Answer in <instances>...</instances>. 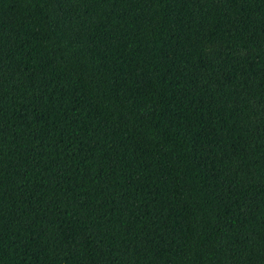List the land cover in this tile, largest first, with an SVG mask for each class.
I'll list each match as a JSON object with an SVG mask.
<instances>
[{"label": "trees", "instance_id": "obj_1", "mask_svg": "<svg viewBox=\"0 0 264 264\" xmlns=\"http://www.w3.org/2000/svg\"><path fill=\"white\" fill-rule=\"evenodd\" d=\"M0 264H264V0H0Z\"/></svg>", "mask_w": 264, "mask_h": 264}]
</instances>
